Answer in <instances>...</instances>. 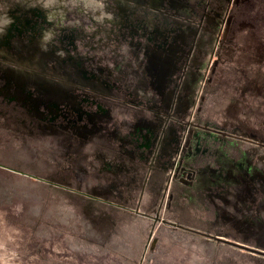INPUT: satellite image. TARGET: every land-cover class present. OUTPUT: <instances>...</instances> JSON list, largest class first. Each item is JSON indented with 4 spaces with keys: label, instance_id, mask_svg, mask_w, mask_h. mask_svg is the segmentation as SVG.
<instances>
[{
    "label": "rangeland",
    "instance_id": "374dc122",
    "mask_svg": "<svg viewBox=\"0 0 264 264\" xmlns=\"http://www.w3.org/2000/svg\"><path fill=\"white\" fill-rule=\"evenodd\" d=\"M0 264H264V0H0Z\"/></svg>",
    "mask_w": 264,
    "mask_h": 264
}]
</instances>
